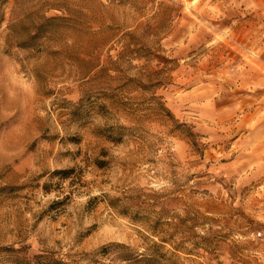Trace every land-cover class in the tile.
I'll list each match as a JSON object with an SVG mask.
<instances>
[{
	"label": "rangeland",
	"instance_id": "obj_1",
	"mask_svg": "<svg viewBox=\"0 0 264 264\" xmlns=\"http://www.w3.org/2000/svg\"><path fill=\"white\" fill-rule=\"evenodd\" d=\"M0 264H264V0H0Z\"/></svg>",
	"mask_w": 264,
	"mask_h": 264
},
{
	"label": "built area",
	"instance_id": "obj_2",
	"mask_svg": "<svg viewBox=\"0 0 264 264\" xmlns=\"http://www.w3.org/2000/svg\"><path fill=\"white\" fill-rule=\"evenodd\" d=\"M259 235L261 236V233H259Z\"/></svg>",
	"mask_w": 264,
	"mask_h": 264
}]
</instances>
